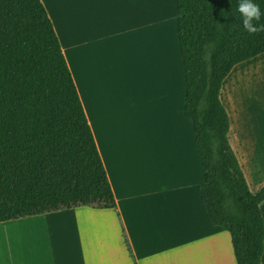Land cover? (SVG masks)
I'll list each match as a JSON object with an SVG mask.
<instances>
[{"label": "crops", "instance_id": "1", "mask_svg": "<svg viewBox=\"0 0 264 264\" xmlns=\"http://www.w3.org/2000/svg\"><path fill=\"white\" fill-rule=\"evenodd\" d=\"M42 1L117 207L82 205L0 221V264H238L230 232L211 223L202 199L176 0ZM220 98L230 143L250 189L258 191L264 53L232 68ZM261 210L264 216V202Z\"/></svg>", "mask_w": 264, "mask_h": 264}, {"label": "trees", "instance_id": "2", "mask_svg": "<svg viewBox=\"0 0 264 264\" xmlns=\"http://www.w3.org/2000/svg\"><path fill=\"white\" fill-rule=\"evenodd\" d=\"M176 7L208 217L230 232L238 264H262L264 186L250 189L220 90L236 64L264 53V29L244 30L236 0ZM82 205L117 200L61 41L42 0H0V221Z\"/></svg>", "mask_w": 264, "mask_h": 264}, {"label": "clouds", "instance_id": "3", "mask_svg": "<svg viewBox=\"0 0 264 264\" xmlns=\"http://www.w3.org/2000/svg\"><path fill=\"white\" fill-rule=\"evenodd\" d=\"M264 0H236V12L240 14V20L245 31L253 33L264 29V23H260L262 15L260 4ZM253 21L256 23L254 24Z\"/></svg>", "mask_w": 264, "mask_h": 264}]
</instances>
